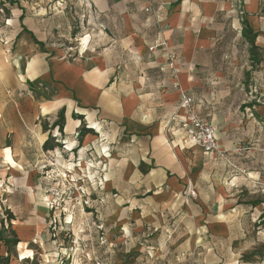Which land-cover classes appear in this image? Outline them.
Segmentation results:
<instances>
[{
	"label": "crops",
	"instance_id": "0c3cea01",
	"mask_svg": "<svg viewBox=\"0 0 264 264\" xmlns=\"http://www.w3.org/2000/svg\"><path fill=\"white\" fill-rule=\"evenodd\" d=\"M85 1L91 40L79 52L46 50V39L30 24L34 4H11L18 12L6 18L14 24L5 25L13 33L0 53V182L11 190L6 211L14 216L19 244L39 245L32 238L42 237L48 253L49 214L42 209L41 218L37 210L19 209L12 195L17 186L37 182L30 170L58 145L51 144L44 122L65 107L68 134L80 123L95 122L102 136L112 138L101 144H112L114 155H100L99 162L118 169L119 185H136L142 200L162 203L172 213L173 240L145 247L169 264H241L222 250L232 223L246 210H223L221 202L232 200L246 181L237 167L240 142L250 138L252 154L264 149V141H255L264 131V0ZM183 93L193 98L192 110L213 122L234 165L188 142L180 146L188 113ZM103 174L111 185L112 173ZM188 183L197 195L187 201ZM27 197L22 195L25 202ZM119 197L131 204L132 215L144 214L140 198L121 190ZM181 199L187 206L179 205Z\"/></svg>",
	"mask_w": 264,
	"mask_h": 264
},
{
	"label": "rangeland",
	"instance_id": "374dc122",
	"mask_svg": "<svg viewBox=\"0 0 264 264\" xmlns=\"http://www.w3.org/2000/svg\"><path fill=\"white\" fill-rule=\"evenodd\" d=\"M19 1L27 6L34 4L29 9L31 20L34 21L30 24L38 37L46 39L43 41L46 50L52 52L55 47H71V51L78 52L86 50L91 35L89 33L85 37V0ZM7 2L0 0V53L3 51L2 45H10L13 33L12 28L8 30L5 25L14 23L6 18L9 12H18L16 7H12V3L5 5ZM45 90L49 94L47 97H52L49 88L45 87ZM48 117L44 125L52 134L51 144L58 145L50 153L46 152L38 169L30 170L37 182L17 186L20 193L12 195V200L18 203L16 206L19 209L27 210L29 214L32 210H37L41 218L42 209L49 214L46 227L49 239L44 247L48 253L42 251V237L33 236L32 241L35 240L39 245L31 243L27 247V242H23L20 247L19 244V249L11 254V264H50L48 262L53 260L59 264H96V260L114 264H169L167 258L157 256L158 250L145 245H156L155 241L160 239L173 240L172 213L162 203L142 200L144 197L140 198L141 190L136 185H119L118 169H106L104 164H100V155L107 158L114 155L112 144H101L110 143L112 138L102 136L101 128L95 122L80 123L68 134L65 128V107ZM79 117L84 118L83 114ZM77 118L78 116L75 119ZM89 133L93 134L90 137L93 140L90 147L85 141ZM262 134L263 137H257L261 142L255 139L259 145L264 141V131ZM185 137V132L179 137L181 147L185 144ZM96 141L97 144L92 145ZM252 143L250 138L244 140L236 150L239 152L238 172L242 178H246L245 183L234 191L232 200L221 202L223 210H246L245 215L232 223L233 233L231 237L224 238L225 249L222 254L234 260L239 259L241 264H264V149H257L254 154L249 153L252 151ZM97 147L102 151L101 154ZM224 159L227 165L236 163L231 161L230 156ZM255 170L258 172H254ZM108 171L112 173L111 185L103 174ZM119 190L122 195L133 194L140 198L145 203L144 214L141 212L140 216L135 217L134 213L131 214L133 211H127V206L131 207V204L120 199ZM135 191L138 193L135 194ZM10 192L8 186L0 182V221L6 218V208L10 204L6 197ZM23 194L25 198L28 194L30 196L26 202L22 198ZM181 204L187 206V201L183 202L181 199L179 205ZM25 215L28 219L26 213ZM149 217L152 218L151 223H148ZM228 219L233 222L236 218ZM3 250L2 248L5 256L7 253ZM170 261L174 263L172 257Z\"/></svg>",
	"mask_w": 264,
	"mask_h": 264
},
{
	"label": "built area",
	"instance_id": "2783aa9c",
	"mask_svg": "<svg viewBox=\"0 0 264 264\" xmlns=\"http://www.w3.org/2000/svg\"><path fill=\"white\" fill-rule=\"evenodd\" d=\"M149 10V7H146ZM86 34L85 37H88ZM163 44V43H160ZM153 49V47H151ZM193 98L185 93L182 94L181 105L188 110L187 116L182 120V126L186 134L185 142L201 147L208 154L226 158L228 152L219 143L217 129L211 120L206 119L199 112L192 110ZM192 184L188 183L185 198L196 196ZM96 264H112L103 260H96Z\"/></svg>",
	"mask_w": 264,
	"mask_h": 264
},
{
	"label": "trees",
	"instance_id": "16d2710c",
	"mask_svg": "<svg viewBox=\"0 0 264 264\" xmlns=\"http://www.w3.org/2000/svg\"><path fill=\"white\" fill-rule=\"evenodd\" d=\"M8 2L14 4L19 0H7ZM14 218L10 211H6V218L0 221V250L2 246H5L7 255L0 254V264H9L11 259V254L16 250L17 245H19L20 239L16 231L12 228L11 220ZM4 232H9L10 234L4 235Z\"/></svg>",
	"mask_w": 264,
	"mask_h": 264
},
{
	"label": "bare ground",
	"instance_id": "6f19581e",
	"mask_svg": "<svg viewBox=\"0 0 264 264\" xmlns=\"http://www.w3.org/2000/svg\"><path fill=\"white\" fill-rule=\"evenodd\" d=\"M90 137H92V135H89V136H88L89 140H90ZM21 246H22V244H20V247H21Z\"/></svg>",
	"mask_w": 264,
	"mask_h": 264
}]
</instances>
